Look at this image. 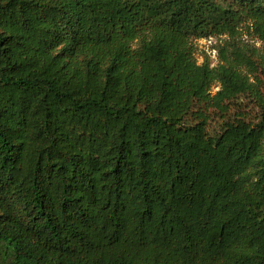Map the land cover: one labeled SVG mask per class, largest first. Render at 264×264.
Listing matches in <instances>:
<instances>
[{"label": "trees", "instance_id": "obj_1", "mask_svg": "<svg viewBox=\"0 0 264 264\" xmlns=\"http://www.w3.org/2000/svg\"><path fill=\"white\" fill-rule=\"evenodd\" d=\"M242 22L264 45V0H0V264H264Z\"/></svg>", "mask_w": 264, "mask_h": 264}, {"label": "rangeland", "instance_id": "obj_2", "mask_svg": "<svg viewBox=\"0 0 264 264\" xmlns=\"http://www.w3.org/2000/svg\"><path fill=\"white\" fill-rule=\"evenodd\" d=\"M229 38L230 37L226 34L192 38V43L194 45L193 55L196 61L201 63L205 60L211 66L216 65L218 62V47L224 42V40ZM234 39L238 41L239 44H246L250 48L256 49L259 66L257 67L255 74L261 80L260 90L264 93V61L261 63V58H264V45H262V42L253 34L252 29L248 26V22H242L240 24ZM137 43L138 39L133 42V46H136ZM217 88L218 84L213 83L210 91L214 92ZM239 113L251 120L257 117L258 107L248 94L239 96L237 102H234L229 106L230 115H237ZM221 120L222 119L219 116L213 114L208 122L207 131L210 134L217 132L219 130Z\"/></svg>", "mask_w": 264, "mask_h": 264}]
</instances>
